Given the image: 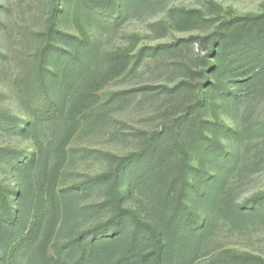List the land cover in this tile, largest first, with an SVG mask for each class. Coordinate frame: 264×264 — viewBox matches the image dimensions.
Segmentation results:
<instances>
[{
  "label": "rangeland",
  "instance_id": "374dc122",
  "mask_svg": "<svg viewBox=\"0 0 264 264\" xmlns=\"http://www.w3.org/2000/svg\"><path fill=\"white\" fill-rule=\"evenodd\" d=\"M64 4L0 0V112L26 131H0V184L16 218L0 223V264H93L76 241L98 225L108 195L87 183L144 156L166 131L186 149L187 181L203 170L220 180L212 193L222 190L214 225L197 234L206 248L189 264H231L242 254L264 262V209L237 214L264 194V57L254 53L264 43L253 36L264 38V22L243 24L264 16V0H128L115 27L85 10L58 30L89 42L87 61L56 70L41 54L54 44L52 11ZM46 70L45 79L55 76L45 89ZM49 106L51 118H41ZM7 150L23 169L4 160ZM131 196L132 210L152 200L143 189Z\"/></svg>",
  "mask_w": 264,
  "mask_h": 264
},
{
  "label": "trees",
  "instance_id": "16d2710c",
  "mask_svg": "<svg viewBox=\"0 0 264 264\" xmlns=\"http://www.w3.org/2000/svg\"><path fill=\"white\" fill-rule=\"evenodd\" d=\"M97 1L99 2L95 3ZM97 1L87 5L84 0H65L64 9L54 8L51 14L54 28L51 29L50 25L47 30L54 46L47 44L41 54V61H44L48 68L54 67L59 70L64 63L72 65L74 62L87 61V57L81 54V49L85 46L88 48L89 42L76 43V38L58 30L60 26L70 29L74 18L83 20V17H86L85 10L97 11L111 27H115L118 21L124 18L125 3L128 0H120L118 3L115 0ZM74 14L76 16L73 18ZM55 19L58 22H55ZM259 22H264V16L246 19L243 24L252 25ZM261 34L259 32L253 36L257 37V42L264 43ZM63 42L65 46L62 48L55 45ZM254 53L264 57V46L256 48ZM226 59H229L228 56L221 58L222 61ZM47 71L39 79V85L45 89L47 81L55 76L52 74V77L45 79ZM259 75L264 78V69ZM51 87L53 86H49V89ZM39 97L41 94L35 98ZM55 109L51 106L43 109L41 118L49 120L51 111ZM11 119L0 112V131L26 132L25 128H21L17 118ZM189 133L187 131L185 136H190ZM171 134V131H166L160 135L157 146H149L144 156L120 159L116 169L87 183L103 184L108 195L103 207L97 210L101 215L98 225L90 232L82 234L76 241L83 255L90 252L89 259L93 264H189L196 254L200 255L205 250L204 242H198L199 238H196L198 233L209 230L214 225L213 211L219 201L217 195L221 194L222 190H218L214 195L212 188L220 180L215 182L214 177L200 170L194 173L189 183L187 178L192 170L186 172L188 162L186 149L182 144L179 145L180 142L174 145ZM181 137L184 136L181 134ZM173 151L179 155L178 163L175 165L169 162L175 156ZM5 152L7 154L4 156L5 161L19 170L23 169L20 165L22 159L16 163L15 151ZM134 158L136 162L133 166L129 162ZM174 172L177 176L181 175V179L172 177ZM87 184L80 186V191H86ZM140 189L151 193V203L141 211L132 210L126 204L131 202L132 193ZM248 203L247 208L237 213L239 217L254 215L255 210L264 209V194L250 199ZM201 219H208L207 224H201ZM14 221L16 218L13 216L7 189L0 184V223L13 226ZM231 264L264 262L251 255L242 254Z\"/></svg>",
  "mask_w": 264,
  "mask_h": 264
}]
</instances>
